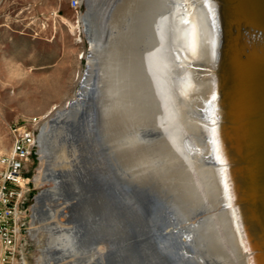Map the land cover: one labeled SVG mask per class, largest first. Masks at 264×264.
Listing matches in <instances>:
<instances>
[{
	"label": "rangeland",
	"instance_id": "obj_1",
	"mask_svg": "<svg viewBox=\"0 0 264 264\" xmlns=\"http://www.w3.org/2000/svg\"><path fill=\"white\" fill-rule=\"evenodd\" d=\"M97 1L91 31L101 48L92 56L99 64L95 76L100 87L94 96L84 99L78 113L65 115L57 123L47 126V146L53 155L46 167L50 178L37 186L34 182L40 169L37 137L50 119L43 117L46 114L52 116L65 100L76 94L78 74L87 64L83 54L90 45L83 33L85 27L79 25L74 36L68 24H74L77 15L87 11V4L82 0L77 14L71 8V0H0V156L10 154L15 130L29 128L33 119L38 120L36 147L24 171L22 212L25 227L20 237L18 264H108V257L114 264H139L138 257L127 247L128 221L136 230L141 227L139 204L116 184L126 192L143 191L155 195L171 211L173 220L178 218L177 222L185 226L180 225L183 230L177 227L184 236L180 233L181 238L195 239L191 219L175 207L169 209L164 197L155 193L149 180L141 176L143 170L153 175L167 173V162L176 156L167 150L173 141L170 140L171 127L179 116L172 109L181 103L169 91L173 59V50L166 40L169 0H133L120 15L114 29L104 18L107 3ZM155 73L158 80L153 79L159 84L152 94L153 108L145 102L146 98H142V92L132 93V90ZM110 122L152 129L154 136L144 142L137 150L138 156L127 164L115 161L110 146H104L102 137L104 126ZM61 148L66 149V158L58 161L54 156ZM100 182L106 183L104 188ZM53 184H57L56 193L42 206L36 229L32 231L34 198L42 190L54 188ZM84 186L86 190L96 193L97 188L101 192L98 207L85 209V201L93 199L88 193L83 194ZM114 188L118 196L111 201L109 197L113 196L108 194ZM174 194L171 192L169 196ZM120 200L126 204L130 201L133 208ZM106 202L112 208L117 205L127 212L132 209L135 215L128 219L118 216L115 210L114 214L108 213ZM109 215L110 230L106 229ZM188 226H191L190 231ZM189 247L193 248L192 244ZM195 249L183 257L178 256L180 264H206L194 256L202 245ZM142 250L146 264H164L161 258L171 259L146 243ZM2 254L0 246V256Z\"/></svg>",
	"mask_w": 264,
	"mask_h": 264
},
{
	"label": "bare ground",
	"instance_id": "obj_2",
	"mask_svg": "<svg viewBox=\"0 0 264 264\" xmlns=\"http://www.w3.org/2000/svg\"><path fill=\"white\" fill-rule=\"evenodd\" d=\"M85 1L87 11L77 15L74 24H68L74 36L79 25L85 27L83 33L90 45L83 54L86 69L78 74L76 94L65 100L52 116L43 117L50 119L37 137L40 147V169L34 176L37 186L50 178L46 167L53 155L47 146V126L65 115L78 113L84 99L94 96L100 87L95 76L99 64L92 56L101 48L91 31L98 1ZM99 1L107 3L104 18L114 29L133 0ZM167 7L166 40L173 50L169 91L181 100L172 109L179 116L171 127L173 141L167 150L176 156L167 162V173L153 175L143 170L141 176L149 180L155 193L164 197L169 209L175 207L191 219L195 239L181 238L183 229L177 218L168 226L170 233L177 227L181 229L170 234L179 241L176 254L164 243H160L159 249L171 258L183 257L201 244L202 249L194 256L206 264H264V0H169ZM156 73L132 90L142 92V98L153 108L152 94L159 84ZM149 130L152 129L110 122L102 130L103 143L110 146L115 161L127 164L138 156L137 150L144 142L154 136L153 130L147 133ZM54 158L65 159L66 149L61 148ZM53 185L54 188L42 190L34 198L32 231L36 229L42 206L56 193L57 184ZM171 192H175L173 197L169 196ZM87 193L93 200L85 201V209L98 207L101 192L97 188L96 193L86 190L84 186L83 194ZM106 203L107 212L114 214L112 206ZM124 204L133 208L130 201ZM110 220L109 215L108 230ZM137 231L144 232L141 227Z\"/></svg>",
	"mask_w": 264,
	"mask_h": 264
},
{
	"label": "built area",
	"instance_id": "obj_3",
	"mask_svg": "<svg viewBox=\"0 0 264 264\" xmlns=\"http://www.w3.org/2000/svg\"><path fill=\"white\" fill-rule=\"evenodd\" d=\"M82 0H71V8L81 10ZM33 119L29 128L18 129L8 156H0V246L1 264H18L21 234L25 227L24 202L25 165L36 147V127Z\"/></svg>",
	"mask_w": 264,
	"mask_h": 264
},
{
	"label": "water",
	"instance_id": "obj_4",
	"mask_svg": "<svg viewBox=\"0 0 264 264\" xmlns=\"http://www.w3.org/2000/svg\"><path fill=\"white\" fill-rule=\"evenodd\" d=\"M86 69V67H85ZM97 74V72H95ZM106 184L101 183L102 187L104 188ZM118 187L123 193H125L128 197H132L138 201L141 217H138L140 221V226L143 229V234L138 233L135 229V226L128 221L127 231L129 234V241H128V249L131 253L135 254L138 257L139 264H146L145 256L143 255L142 245L146 243L149 246H155V248L159 249L160 243L167 244V246L171 247L172 251L177 252L179 241H177L172 235L173 233H177V229L173 231V233L168 232V226L170 222H172L173 217L170 215L169 211L167 210L166 206L163 202H161L155 195L152 196L148 194V192H135L128 190L127 192L124 188L118 184L115 185ZM113 196L112 198L109 197V200L113 201L114 197H116L115 191L108 194V196ZM115 208V209H114ZM114 210L117 212L118 216L122 217H130L134 216L135 212L133 210L126 211L114 205ZM130 209V208H129ZM157 254V252L155 251ZM161 262L164 264H180V259L178 255H175L174 258H161ZM108 264H114L112 258L108 257Z\"/></svg>",
	"mask_w": 264,
	"mask_h": 264
}]
</instances>
